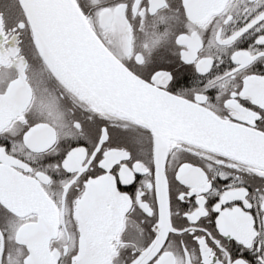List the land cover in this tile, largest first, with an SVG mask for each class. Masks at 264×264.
Segmentation results:
<instances>
[{
  "label": "snow or ice",
  "instance_id": "1",
  "mask_svg": "<svg viewBox=\"0 0 264 264\" xmlns=\"http://www.w3.org/2000/svg\"><path fill=\"white\" fill-rule=\"evenodd\" d=\"M0 264H264V0H0Z\"/></svg>",
  "mask_w": 264,
  "mask_h": 264
}]
</instances>
